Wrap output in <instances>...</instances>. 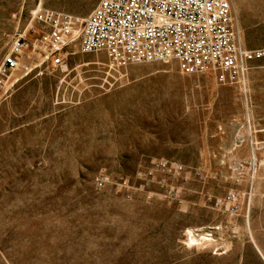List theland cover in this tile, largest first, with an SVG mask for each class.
<instances>
[{"label":"rangeland","instance_id":"obj_1","mask_svg":"<svg viewBox=\"0 0 264 264\" xmlns=\"http://www.w3.org/2000/svg\"><path fill=\"white\" fill-rule=\"evenodd\" d=\"M98 2L0 0V63L39 4ZM231 2L244 48H264V0ZM67 51L0 97V264H264V57L222 84Z\"/></svg>","mask_w":264,"mask_h":264},{"label":"built area","instance_id":"obj_2","mask_svg":"<svg viewBox=\"0 0 264 264\" xmlns=\"http://www.w3.org/2000/svg\"><path fill=\"white\" fill-rule=\"evenodd\" d=\"M33 19L35 36L20 33L0 63V97L21 69L67 66L78 38L81 51L104 50L117 67L176 60L183 72L211 71L222 84L238 82L248 61L264 57V48L242 45L231 0H99L87 16L39 4Z\"/></svg>","mask_w":264,"mask_h":264},{"label":"bare ground","instance_id":"obj_3","mask_svg":"<svg viewBox=\"0 0 264 264\" xmlns=\"http://www.w3.org/2000/svg\"><path fill=\"white\" fill-rule=\"evenodd\" d=\"M254 158V157H253ZM201 230V229H200ZM199 230V231H200ZM211 233L205 231V230H202L201 232H199L198 234H196L193 230L190 231V239L191 240H199V239H203V238H206V239H210V235ZM204 240V239H203Z\"/></svg>","mask_w":264,"mask_h":264},{"label":"crops","instance_id":"obj_4","mask_svg":"<svg viewBox=\"0 0 264 264\" xmlns=\"http://www.w3.org/2000/svg\"><path fill=\"white\" fill-rule=\"evenodd\" d=\"M254 154H255V152H254Z\"/></svg>","mask_w":264,"mask_h":264}]
</instances>
